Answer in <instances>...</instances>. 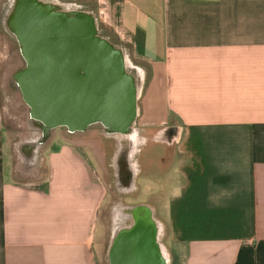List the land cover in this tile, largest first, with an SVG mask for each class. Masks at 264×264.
Wrapping results in <instances>:
<instances>
[{
  "label": "crops",
  "instance_id": "0c3cea01",
  "mask_svg": "<svg viewBox=\"0 0 264 264\" xmlns=\"http://www.w3.org/2000/svg\"><path fill=\"white\" fill-rule=\"evenodd\" d=\"M101 4L119 43L110 39L144 75L142 125L157 137L161 190L148 185L151 144L134 183L154 203L119 207L153 208L168 264H264V0ZM3 122L1 115L0 264H98L107 191L87 156L65 145L30 162L26 138L5 148ZM9 154L17 160L11 174ZM42 164L48 177H34Z\"/></svg>",
  "mask_w": 264,
  "mask_h": 264
},
{
  "label": "water",
  "instance_id": "95a60500",
  "mask_svg": "<svg viewBox=\"0 0 264 264\" xmlns=\"http://www.w3.org/2000/svg\"><path fill=\"white\" fill-rule=\"evenodd\" d=\"M16 8L18 25H12L11 17L7 21L25 61L18 85L30 117L40 122L47 139L65 126H99L106 136L132 132L144 75L133 73L124 48L102 34L95 13L59 0H16ZM119 208L124 224L113 232L108 264H168L163 227L153 208Z\"/></svg>",
  "mask_w": 264,
  "mask_h": 264
},
{
  "label": "rangeland",
  "instance_id": "374dc122",
  "mask_svg": "<svg viewBox=\"0 0 264 264\" xmlns=\"http://www.w3.org/2000/svg\"><path fill=\"white\" fill-rule=\"evenodd\" d=\"M60 2L70 4L73 7H76L81 10L86 11H93L95 15L98 17L99 26L102 31V34L105 37H109L114 40L116 43L117 38L115 37L114 30L111 26H108L105 23V20H102L101 12L103 11V5L101 4V0H59ZM101 17V19L99 18ZM6 51L5 46V53H4V62H5V71L10 68V61L11 58L8 56L11 55V51ZM7 54H9L7 56ZM23 66V59L20 56L19 67ZM133 73H136L133 70ZM5 94L3 96V106L0 108V117L4 119V145L5 148L9 151L11 145L15 142L17 143L19 140H24V138H30L32 136V129L29 126V111L28 107L24 103L21 94H17L14 92V97L12 98V93L4 88ZM144 91V89H143ZM143 94V93H142ZM141 98L139 100V117L137 119V126L140 127L145 119V114L143 116L142 108L144 106V101ZM141 114V115H140ZM149 116V114L147 115ZM151 116V115H150ZM147 131L153 130L151 126L145 127ZM1 129V128H0ZM102 131V129H99ZM98 128H93L86 134L77 133L74 135H67L65 131L61 128L56 129L53 131L51 138L48 141V144L44 147V151L53 150L57 151L59 147L65 145H71L79 152H83L84 156L89 159V165L91 167V172L93 177L99 178L102 184H104L107 195L105 201L100 210V219L97 225V239L95 242V247L99 250L98 254V264H108L107 260V253L110 240L112 238V233L114 229V216L113 214L116 212L117 208L120 204L129 203V204H136V203H154L152 197H150L147 193L136 194L132 197L120 195L113 184V174L112 168L110 166V158L112 156V148L106 146L105 137L102 135L103 133L99 131ZM46 148V149H45ZM152 149L153 155L151 157V164L148 166H152L154 169V180L153 183L149 182L148 185L151 187L152 190H161V186L156 182V177H158V171L155 172V163L158 161V158L155 156L156 145L151 144L149 146L148 151ZM42 151V153L44 152ZM86 152V153H85ZM44 154V153H43ZM43 156V155H42ZM9 161L6 163V170L7 173L10 172L12 163L16 164V156H12L9 154ZM150 163V162H148ZM13 169V168H12ZM22 173V172H21ZM24 173V172H23ZM49 174V169L45 164H42L41 167L38 169L36 168L33 171L34 177H44L47 178ZM23 175V174H22ZM25 176V175H23ZM31 177V176H30ZM143 185L142 178L139 180V184ZM138 193V192H137ZM127 200V202H126ZM164 240V239H162Z\"/></svg>",
  "mask_w": 264,
  "mask_h": 264
},
{
  "label": "flooded vegetation",
  "instance_id": "af4514ba",
  "mask_svg": "<svg viewBox=\"0 0 264 264\" xmlns=\"http://www.w3.org/2000/svg\"><path fill=\"white\" fill-rule=\"evenodd\" d=\"M8 17H11L12 25H15L16 27L19 23V13L16 8V0H0V108L4 103V88L7 92L9 91L12 93V98H15L13 96L14 92L21 94L17 74L25 66V61L23 60V66L19 67L21 56L19 39L17 33L14 31V27L13 29L9 28L7 21ZM5 46L7 53H9L8 51H11V55L7 54V56L9 55L8 58H11V69L9 68L7 72L4 68ZM29 126L34 132H32L33 134L30 138H26V144L22 145V149L26 160L34 162L37 159L38 151L44 149L50 138L47 139L45 129L43 131L38 120L30 117ZM145 127L148 126L141 125L138 127L136 123L133 128V133H127L123 137L106 136L102 134L105 137V145L112 148L110 166L112 168L113 184L116 191L125 197L133 196L136 191L134 183L136 174L138 173L137 160L141 150L146 146L155 143L157 140L155 134H152L153 131H147ZM61 128L67 135H74L77 133L86 134L93 128H98V130L101 129L99 126H91L87 130H75L74 128L67 126ZM101 132L103 133V131ZM119 212L120 208H118L115 215ZM121 223L124 222L121 219H117V225Z\"/></svg>",
  "mask_w": 264,
  "mask_h": 264
},
{
  "label": "bare ground",
  "instance_id": "6f19581e",
  "mask_svg": "<svg viewBox=\"0 0 264 264\" xmlns=\"http://www.w3.org/2000/svg\"><path fill=\"white\" fill-rule=\"evenodd\" d=\"M131 133H133V131L130 132L129 134H131ZM123 136H125V135H121V136H118V137H123ZM114 216H115V214H114ZM116 216H120V215L117 213ZM118 227H119V225H116L114 229L116 230ZM165 257H166V262H167V261H168V258H167L168 256H167V254H166Z\"/></svg>",
  "mask_w": 264,
  "mask_h": 264
}]
</instances>
